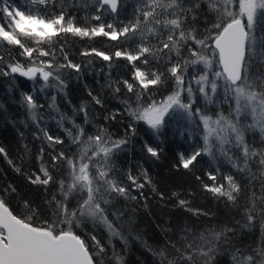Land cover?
Instances as JSON below:
<instances>
[{"label": "snow or ice", "instance_id": "6c2138e0", "mask_svg": "<svg viewBox=\"0 0 264 264\" xmlns=\"http://www.w3.org/2000/svg\"><path fill=\"white\" fill-rule=\"evenodd\" d=\"M122 3L96 0L94 11H86L83 23H78L58 0H31L30 6L0 0V50L7 54H0V76L11 77L13 84L19 76L33 81V89L39 83L40 91H63L68 76L94 63L82 65L70 58L68 36L119 41L111 50L90 47L80 55L98 57L110 69L116 60L131 67L130 80L107 85L113 93L124 88L130 94L122 101L131 121L123 137L113 138L105 128L88 134L84 125H91L93 117L81 105L73 116L59 115L57 123L69 147L58 150L65 139L39 127L38 110L44 105L31 91L22 94L26 116L38 128L37 138L42 133L48 143V159L41 147L39 168L24 172L4 147L0 154L45 195L38 203L20 197L12 184L0 187V264H123L111 239H124L122 229L130 222L121 219L118 204L137 199L133 192L152 181L146 172L142 178L130 171L121 176L114 158L140 123L159 138L170 121H185L198 132L200 142L190 154L179 155L176 167L190 170L201 156L223 158L247 182L242 186L234 174H221L217 168L207 173L213 183L204 184V189L230 202L245 225L264 221V0H137L126 22H106L105 14L117 16ZM203 13L208 15L201 28ZM161 88L165 91L157 99ZM89 96L103 104L99 96ZM51 101L48 108L55 109V95ZM77 114H83V125L76 122ZM256 133L259 144L248 139ZM144 149L155 158L162 151L147 141ZM14 199H19L16 209L10 203ZM179 204L187 207L186 200ZM240 223L206 232L185 226L181 235L168 237L152 250L156 264H197L198 259L216 264L222 255L228 264H264V242L243 249L231 243L230 233ZM102 231L107 239L100 237Z\"/></svg>", "mask_w": 264, "mask_h": 264}, {"label": "trees", "instance_id": "16d2710c", "mask_svg": "<svg viewBox=\"0 0 264 264\" xmlns=\"http://www.w3.org/2000/svg\"><path fill=\"white\" fill-rule=\"evenodd\" d=\"M16 2L20 6L26 4L30 6L31 0H16ZM58 2L65 5L70 15L77 17L78 23H83L86 11L88 13L94 11L96 0H58ZM136 3L137 0H123L117 16L105 14V21L116 24L121 21L126 22L132 17ZM202 7L206 8L207 4H203ZM206 15L208 13L200 16L201 28ZM92 23L96 22L92 21ZM66 39L70 58L81 62L82 65H86L88 60H93L94 63L82 68L80 74L72 73L68 76L63 91L58 92L54 88L40 91L39 83H36L33 89V81L16 77L13 84L11 77L0 76V147L7 150L8 157L24 172L39 168L40 162L37 157L41 147L45 150V160L48 159L49 146L47 141L43 140L42 133H39L41 138H37L38 128L26 116L25 108L21 103L23 93L31 91L38 102L44 105V108L38 110L39 116L42 117L39 127L44 128L51 135L65 139L64 145L57 146L58 150L60 148L67 150L69 147V138L64 128L57 123L59 115L73 116L81 105H84L90 117H93L91 125H84L88 134L105 128L113 138L123 137L131 122L122 103L130 94L124 88H121L118 94L113 93L107 86L109 82L131 79V67L127 61H113V67L110 69L108 62L98 57L80 55L82 50L90 47L111 50L120 42H112L104 37L81 39L68 36ZM132 46L135 47L134 44ZM0 54L7 58L3 50H0ZM20 59L22 60L23 57ZM164 91L163 88L160 89L157 99ZM89 92L93 96H99L103 104H95ZM53 95L56 96V108L49 109L48 105L52 102ZM223 107L227 111V105ZM113 113H117L114 120L105 119ZM74 118L78 124L83 125V114H77ZM64 126L70 125L65 123ZM248 139L259 144L258 133L249 134ZM145 141L162 149L159 158L151 157L145 151ZM199 142L198 132H194L192 127L179 117L168 123L159 138L154 136L146 125L140 123L136 125L135 136H131L128 144L115 156L114 164L118 174L123 176L130 171L132 175L142 178L146 172L152 181L143 189L133 192L137 199L118 204L124 213L121 219L130 222V225L122 229L124 239L119 237L111 239V244L115 245V250L120 254L123 264H156V257L152 250L162 246L168 237L181 235L180 230L185 226L194 227L199 232H206L208 229L225 225L232 227L237 220H240V225L233 227V232L230 233L231 243L234 246L243 249L256 247L264 242V221H257L251 226L245 225L240 214L230 206V202L223 197L214 196L203 187L204 184L213 183L208 179L207 173L214 172L217 168L221 174L229 172L234 174L242 186L247 182L246 177L235 172L223 158L213 159L201 156L190 170L176 167L179 155L190 154L193 146ZM73 150L79 152L78 148ZM219 179L218 176V181ZM124 182L128 183L126 179ZM7 184L14 185L20 197L35 200L38 203L42 202L45 195L43 189L30 185L24 176L15 172L8 160L0 154V187ZM141 191L143 196L140 195ZM161 193H163V199H161ZM180 199L187 201V207L180 206ZM10 203L16 209L19 199H14ZM188 208L193 211H189ZM197 210L201 214H196ZM99 235L107 239L106 231L100 232ZM197 264L202 262L198 259ZM216 264H228V257L218 256Z\"/></svg>", "mask_w": 264, "mask_h": 264}, {"label": "water", "instance_id": "95a60500", "mask_svg": "<svg viewBox=\"0 0 264 264\" xmlns=\"http://www.w3.org/2000/svg\"><path fill=\"white\" fill-rule=\"evenodd\" d=\"M17 77H19V76H17ZM20 78H23V77H20ZM23 79H26V78H23Z\"/></svg>", "mask_w": 264, "mask_h": 264}, {"label": "bare ground", "instance_id": "6f19581e", "mask_svg": "<svg viewBox=\"0 0 264 264\" xmlns=\"http://www.w3.org/2000/svg\"><path fill=\"white\" fill-rule=\"evenodd\" d=\"M20 78V77H19Z\"/></svg>", "mask_w": 264, "mask_h": 264}]
</instances>
